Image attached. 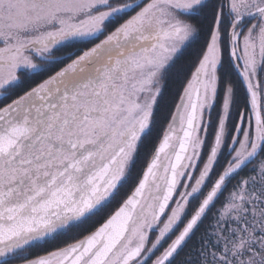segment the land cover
<instances>
[{
	"label": "snow or ice",
	"instance_id": "snow-or-ice-1",
	"mask_svg": "<svg viewBox=\"0 0 264 264\" xmlns=\"http://www.w3.org/2000/svg\"><path fill=\"white\" fill-rule=\"evenodd\" d=\"M0 264H264V0H0Z\"/></svg>",
	"mask_w": 264,
	"mask_h": 264
},
{
	"label": "trees",
	"instance_id": "trees-1",
	"mask_svg": "<svg viewBox=\"0 0 264 264\" xmlns=\"http://www.w3.org/2000/svg\"><path fill=\"white\" fill-rule=\"evenodd\" d=\"M64 55H67V53H64ZM249 167H251V165H249ZM240 177H237V179H239ZM236 180L232 181V184H235ZM229 188H231V185H229ZM225 195H227V193H225ZM217 207H219V203L217 204ZM213 211H215V209H213ZM209 215H211V213H209Z\"/></svg>",
	"mask_w": 264,
	"mask_h": 264
}]
</instances>
